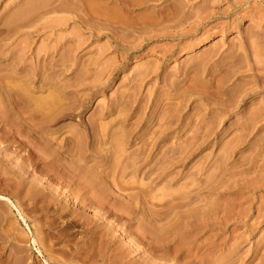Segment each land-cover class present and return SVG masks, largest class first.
I'll list each match as a JSON object with an SVG mask.
<instances>
[{
  "label": "rangeland",
  "instance_id": "obj_1",
  "mask_svg": "<svg viewBox=\"0 0 264 264\" xmlns=\"http://www.w3.org/2000/svg\"><path fill=\"white\" fill-rule=\"evenodd\" d=\"M79 1L0 0V264H264V0Z\"/></svg>",
  "mask_w": 264,
  "mask_h": 264
},
{
  "label": "bare ground",
  "instance_id": "obj_2",
  "mask_svg": "<svg viewBox=\"0 0 264 264\" xmlns=\"http://www.w3.org/2000/svg\"><path fill=\"white\" fill-rule=\"evenodd\" d=\"M64 1H65V0H64ZM73 1H74V0H73ZM73 1L71 0V2H73ZM76 1H79V0H76ZM87 1H89V0H87ZM98 1H100V0H98ZM104 1H105V0H104ZM107 1H108V0H107ZM112 1H113V0H112ZM127 1H128V0H127ZM127 1H126V2H127ZM138 1L141 2V0H138ZM145 1H146V0H145ZM145 1L143 2L144 4H145ZM147 1H148V0H147ZM147 1H146V2H147ZM68 2H69V1H68ZM68 2H67V1L64 2V5H65V3L68 4ZM82 2H83V0H82ZM84 2H85V1H84ZM91 2H92V0H91ZM100 2L102 3V1H100ZM115 2H116V1H115ZM115 2H113V4H114ZM119 2H121V0H120ZM126 2H125V4H126ZM130 2H131V1H130ZM132 2H133V1H132ZM149 2H150V1H149ZM210 2H211V1H210ZM210 2H209V4H210ZM59 3H60V2H59ZM62 3H63V2H62ZM74 3H75V2H74ZM78 3L80 4L81 2L79 1ZM95 3H96V2H95ZM134 3H136V1H135ZM134 3H133V4H134ZM141 3H142V2H141ZM184 3H187V2H184ZM214 3H215V2H214ZM48 4H51V3H48ZM48 4H47V5H48ZM70 4H71V3H70ZM84 4H85V3H84ZM97 4H99V3H97ZM106 4H108V3L105 2V5H106ZM144 4H143V5H144ZM170 4H171V3H170ZM174 4H175V3H174ZM178 4H180V3L178 2ZM178 4H177V5H178ZM209 4H207L206 6H208ZM211 4H212V3H211ZM74 5H75V4H74ZM77 5H78V4H77ZM102 5H103V3H102ZM105 5H104V6H105ZM114 5H115V4H114ZM129 5H130V4H129ZM182 5H183V4H182ZM48 6H49V5H48ZM52 6H53V5H52ZM55 6H56V5H55ZM55 6H54V7H55ZM57 6H59V5L57 4ZM67 6H68V5H67ZM69 6H70V5H69ZM72 6H73V5H72ZM78 6H79V5H78ZM89 6H90V5H89ZM89 6H88V7H89ZM91 6H99V7H100V5H94V4L91 5ZM112 6H113V5H111V7H112ZM116 6H117V5H116ZM120 6H121V5H120ZM123 6H124V5H123ZM123 6H122V8H123ZM134 6H135V5H134ZM206 6H205V8H207ZM59 7H61V5H60ZM62 7H63V6H62ZM65 7H66V6H65ZM65 7H64V8H65ZM99 7H98V8H99ZM101 7H102V6H101ZM105 7H106V6H105ZM141 7H142V6H141ZM145 7L147 8V6H145ZM168 7H169V6H168ZM170 7H171V6H170ZM178 7H179V5H178ZM181 7H182V6H181ZM181 7H179V8L181 9ZM212 7H213V6H212ZM46 8H47V7H46ZM46 8H45V10H46ZM52 8H53V7H52ZM55 8H56V7H55ZM55 8H54V9H55ZM75 8H76V7H75ZM95 8H97V7H95ZM114 8H115V7H114ZM116 8L119 10L118 7H116ZM116 8H115V9H116ZM126 8H127V7H126ZM126 8H123V9L126 10ZM174 8H176V7H174ZM174 8H173V9H174ZM72 9H73V8H72ZM79 9H81V8L79 7ZM89 9H90V8H89ZM103 9H105V8H103ZM106 9H107V11L109 10L108 8H106ZM111 9H113V8H111ZM120 9H121V7H120ZM150 9H151V8H150ZM167 9H168V8H167ZM47 10H48V9H47ZM49 10H50V9H49ZM49 10H48V11H49ZM52 10H53V9H52ZM68 10H69V9H68ZM77 10H78V9H77ZM92 10L95 11V9H93V8H92ZM92 10H91V11H92ZM96 10H97V9H96ZM127 10H128V8H127ZM158 10H159V9H158ZM160 10H161V9H160ZM168 10H169V9H168ZM174 10H175V9H174ZM176 10H177V9H176ZM100 11H101V10H100ZM107 11H106V13H107ZM165 11H166V10H165ZM165 11H164V12H165ZM177 11H178V10H177ZM179 11H180V10H179ZM181 11H182V10H181ZM104 12H105V11H104ZM109 12L111 13L110 10H109ZM121 12H123V11H121ZM127 12H128V11H127ZM170 12H171V11H170ZM210 12H212V11H210ZM80 13H81V12H80ZM88 13H89V11H88ZM91 13H93V12H91ZM91 13H90V14H91ZM97 13H98V11H97ZM97 13L95 12V13H93V14L95 15V14H97ZM106 13H105V15H106ZM113 13H114V12H113ZM113 13H111V15H113ZM115 13H117V12H115ZM155 13H156V15H158L157 12H155ZM168 13H169V12H168ZM175 13H176V12H175ZM93 14H92V17H93ZM128 14H129V13H128ZM170 14L172 15V13H170ZM170 14H167L166 16L169 17ZM178 14H179V13H178ZM178 14L176 13L177 16H178ZM105 15H104V16H105ZM109 15H110V14H107V15H106V16H108L107 19H109L110 17H113V16H109ZM115 15H116V14H114V16H115ZM151 15H152V14H151ZM164 15H165V14H164ZM176 15H174V13H173L172 16H175V17H176ZM97 16H100V15H97ZM97 16H96V17H97ZM106 16H105V17H106ZM152 16L155 17V19H156V16H155V15H152ZM181 16H182V15H181ZM101 17H102V15H101ZM105 17H102V18H105ZM116 17H118V16L116 15ZM127 17H128V16H127ZM146 17H147V16H146ZM149 17H151V16H149ZM170 17H171V16H170ZM202 17H203V16H202ZM94 18H95V17H94ZM94 18H93V19H94ZM102 18H101V19H102ZM151 18H152V17H151ZM157 18H159V16H157ZM161 18H163V17H161ZM173 18H174V17H173ZM173 18H171V22H172V19H173ZM176 18H177V17H176ZM179 18H180V15H179ZM87 19H88V18H87ZM91 19H92V18H91ZM93 19H92V20H93ZM96 19H98V18H96ZM111 19H112V20H115L114 18H111ZM116 19H117V18H116ZM135 19H136V18H135ZM149 19H150V18H149ZM152 19H153V18H152ZM152 19H150V20H152ZM164 19H165V18H164ZM92 20H91V21H92ZM130 20H132V18H131ZM137 20H138V19H137ZM140 20H141V19H140ZM153 20H154V19H153ZM165 20H166V19H165ZM168 20H169V19H168ZM89 21H90V20H89ZM96 21H100V20H96ZM101 21H103V19H102ZM105 21H106V19H105ZM108 21H109V20H108ZM124 21H125V20H124ZM127 21H129V20H127ZM127 21H126V22H127ZM135 21H136V20H135ZM135 21H132L133 24L135 23ZM147 21H149V20H147ZM157 21H159V20H157ZM157 21H156V22H157ZM177 21H178V20H177ZM180 21H182V20H180ZM92 22H93V21H92ZM103 22H104V21H103ZM109 22H110V21H109ZM111 22H112V21H111ZM140 22H141V21H140ZM151 22H154V21H151ZM151 22H150V24H151ZM161 22H162V21H161ZM178 22H179V21H178ZM130 23H131V22H130ZM145 23H146V22H145ZM172 23H173V22H172ZM103 24H104V23H103ZM124 24H125V22H124ZM136 24H137V23H136ZM152 24H154V23H152ZM156 24H157V23H156ZM159 24H160V23H159ZM164 24H165V23H164ZM109 25H110V24H109ZM141 25L143 26V24H141ZM147 25H148V24H147ZM154 25H155V24H154ZM157 25H158V24H157ZM169 25H171V24H169ZM169 25H168V26H169ZM174 25H176V24L174 23ZM129 26H130V24H129ZM132 27H133V26H131V28H132ZM133 29H134V28H133ZM8 88H10V87H8ZM6 89H7V88H6ZM6 91H7V90H6ZM12 94H13V93H12ZM6 98H7V97H6ZM8 99H9V98H8ZM14 99H15V98H14ZM10 101H11V99H10ZM14 101H15V100H14ZM19 102H20V101H19ZM62 103H63V102H62ZM18 104H19V103H18ZM21 104H22V103H21ZM11 105H12V104H11ZM12 106H13V105H12ZM16 106H18V105H16ZM62 107H63V106H62ZM13 108H14V107H13ZM15 108H16V107H15ZM18 108H19V106H18ZM20 108H21V107H20ZM67 108H68V107H67ZM60 109H61V108H60ZM17 110H18V109H17ZM21 110H22V109H21ZM67 110H69V109H67ZM176 110H177V109H176ZM57 111H59V109H58ZM61 111H62V110H61ZM15 113H16V112H15ZM15 113H14V114H15ZM58 113L60 114V111L57 112V114H58ZM61 113H62V112H61ZM176 113H178V112H176ZM176 113H175V114H176ZM16 114H17V113H16ZM54 114H55V113H54ZM54 114H53V116H54ZM170 114H171V113H170ZM173 114H174V113H173ZM255 114H256V113H255ZM11 115H12V114H11ZM17 115H18V114H17ZM50 115H51V114H50ZM63 115H64V114H63ZM168 115H169V114H167V116H168ZM176 115H177V114H176ZM164 116H165V115H164ZM257 116H258V115H257ZM10 117H11V116H10ZM43 117H44V115H43ZM59 117H60V116H59ZM165 117H166V116H165ZM169 117H170V115H169ZM171 117H172V116H171ZM176 117H179V116H176ZM255 117H256V115L254 116V118H255ZM166 118H167V117H166ZM166 118H165V119H166ZM174 118H175V117H173V119H174ZM9 119H10V118H9ZM49 119H50V118H49ZM51 119H52V118H51ZM6 120H7V119H6ZM10 120H11V119H10ZM167 120H168V119H167ZM169 121H170V120H169ZM169 121H168V122H169ZM11 122H12V121H11ZM44 122H47V123H48L49 120H48V121L46 120V121H44ZM174 122H175V120H174ZM174 122H173V123H174ZM42 123H43V122H42ZM42 123H41V124H38V125H41V126L39 127L40 129H41V127H42ZM173 123H172V124H173ZM13 124H15V123L13 122ZM13 124H11V125L13 126ZM166 124H167V123H166ZM172 124H170V126H171ZM5 125H6V124H5ZM14 126L16 127V125H14ZM34 126H35V125H34ZM172 126H173V125H172ZM26 127H27V126H26ZM29 127H30V125H29ZM36 127H37V126H36ZM45 127H46V126H45ZM42 128H44V127H42ZM168 128H169V126H168ZM170 128H171V127H170ZM4 129H5V128H4ZM13 129H14V128H13ZM32 129H33V128H32ZM93 129H94V126H93ZM164 129H165V128H164ZM164 129H162V130H164ZM166 129H167V128H166ZM5 130H6V129H5ZM5 130H4V131H5ZM21 130H22V129H21ZM45 130H46V129H44V131H45ZM91 130H92V128H91ZM8 131H10L9 128H8ZM11 131H12V130H11ZM13 131H14V130H13ZM15 131H16V130H15ZM29 131H30V130H29ZM36 131H37V130H36ZM38 131H39V130H38ZM44 131H42V133H43ZM95 131H96V130H95ZM165 131H166V130H165ZM19 132H20V131H19ZM25 132H26V131H25ZM39 132H40V131H39ZM90 132H91V131H90ZM6 133H7V132H6ZM9 133H10V132H9ZM12 133H13V132H12ZM12 133H11V134H12ZM23 133H24V132H23ZM31 133H32V132H31ZM35 133H36V132H35ZM37 133H38V132H37ZM42 133H41V134H42ZM88 133H89V132H88ZM91 133H93V131H92ZM163 133H164V131H163ZM7 134H8V133H7ZM16 134H17V132H16ZM20 134H22V133H20ZM96 134H97V133H96ZM160 134H161V132H160ZM31 135H32V134H31ZM35 135H36V134H35ZM37 135H38V134H37ZM42 135H43V134H42ZM90 135H91V134H90ZM93 135H94V133L92 134V136H93ZM7 136H8V135H7ZM7 136H6V137H7ZM9 136H11V135H9ZM9 136H8V137H9ZM13 136H14V135H13ZM29 136H30V135H29ZM33 136H34V135H33ZM97 136H98V135H97ZM14 137H15V136H14ZM24 137H28V136L26 135V136H24ZM31 137H32V136H31ZM34 137H36V136H34ZM37 137H38V136H37ZM10 138H11V137H10ZM11 139H12V138H11ZM15 139H16V138H15ZM37 139H38V138H37ZM43 139H44V137H43ZM98 139H99V137H98ZM4 140H5V139H4ZM6 140H7V139H6ZM18 140H19V139H18ZM26 140H28V139H26ZM34 140H35V139H33V142H34ZM40 140H42V139H40ZM40 140H38V141H40ZM44 140H45V139H44ZM8 141H9V140H8ZM8 141H7V142H8ZM23 141H24V140H23ZM36 141H37V140H36ZM42 141H43V140H42ZM79 141H80V140H79ZM99 141H100V140H99ZM5 142H6V141H5ZM12 142H13V141H12ZM40 142H41V141H40ZM40 142H38V143H40ZM48 142H49V141H48ZM77 142H78V141H77ZM42 143H44V142H42ZM46 143H47V142H46ZM51 143H54V142H51ZM79 143H80V142H79ZM9 144H10V143H9ZM19 144H20V143H19ZM22 144H23V143H22ZM22 144H20V145H22ZM24 144H25V143H24ZM12 145H13V144H12ZM38 145H39V144H37V146H38ZM51 145H52V144H51ZM76 145H77V144H76ZM79 145H80V144H79ZM17 146H18V145H17ZM23 146H25V145H23ZM23 146H22V148H23ZM27 146H28V144H27ZM40 146H41V145H40ZM48 146H50V145L48 144ZM80 146H81V145H80ZM19 147H20V146H19ZM28 147H29V146H28ZM31 147H33V145H31ZM35 147H36V146H35ZM42 147H43V146H42ZM44 147H45V146H44ZM77 147H79V146H77ZM7 148H8V147H7ZM25 148H26V146H25ZM25 148H24V149H25ZM40 148H41V147H40ZM40 148H39L38 150H41ZM60 148H62V147H60ZM60 148H59V149H60ZM79 148H80V147H79ZM32 149H34V148H32ZM49 149H50V147H49ZM49 149H48V150H49ZM55 149H56V148H55ZM65 149H66V148H65ZM65 149H64V150H65ZM77 149H78V148H77ZM42 150H43V148H42ZM42 150H41V151H42ZM44 150H46V149H44ZM56 150H57V149H56ZM67 150H68V148H67ZM31 151H32V150H31ZM41 151H40V152H41ZM51 151H52V150H51ZM58 151H60V150H58ZM65 151H66V150H65ZM79 151H80V149H79ZM179 151H180V150H179ZM34 152H35V150H34ZM38 152H39V151H38ZM53 152H54V151H53ZM55 152H56V151H55ZM66 152H67V151H66ZM31 153H32V152H31ZM46 153H47V152H46ZM46 153H45V154H46ZM61 153H62V152H61ZM71 153H72V151H71ZM79 153H81V152H79ZM178 153H179V152H178ZM29 154H30V153H29ZM35 154L37 155L38 153H35ZM45 154H44V155H45ZM47 154H48V153H47ZM58 154H59V153H58ZM62 154H63V153H62ZM69 154H70V153H69ZM82 154H83V153H82ZM179 154H181V153H179ZM179 154H178V156H179ZM48 155H49V154H48ZM51 155H52V154H51ZM51 155H50V156H51ZM176 155H177V154H176ZM181 155H182V154H181ZM29 156H30V155H29ZM29 156H28V157H29ZM56 156H57V155H56ZM61 156H62V155H61ZM77 156H78V155H77ZM81 156H82V155H81ZM81 156H80V157L78 156V157L81 158ZM182 156H183V155H182ZM23 157H24V156H23ZM32 157H33V156H32ZM36 157H38V156H36ZM47 157H48V156H47ZM53 157H54V156H53ZM148 157H149V156H148ZM25 158H26V155H25ZM38 158H39V157H38ZM44 158H45V157H44ZM44 158H43V156H41V158L39 159V160H40L39 162L43 163L44 168H45V166H46L47 170H48V169H49L50 171H51V170H52V171L54 170L53 172L55 173V175L57 174L56 172L59 173V171H60V172L63 171V170H59V171H58V168H59V167H56V165L59 166V164H56V165H55V163H57V160H56V159H60L61 157L56 158V159H55L56 161L54 160V162L52 161V160L54 159V158L52 159V157H51L52 160H51L49 157L46 158V159H44ZM66 158H67V156H66ZM79 158H77V159H79ZM83 158H84V157H83ZM34 159H35V158H34ZM34 159H33V161H34ZM63 159L65 160V156H64ZM178 159H179V158H178ZM47 160H49V161H47ZM30 161H31V160H30ZM62 161H63V160H62ZM67 161H68V160H67ZM177 161H178V160H177ZM59 162H61V161H59ZM25 163H26V162H25ZM34 164H35V163H34ZM60 164H61V163H60ZM29 165H31V164H29ZM36 165H39V164H36ZM41 165H42V164H41ZM54 165H55V166H54ZM108 165H109V164H108ZM62 166H63V162H62ZM67 166H68V165L66 164V167H67ZM110 166H111V165H110ZM60 167H61V166H60ZM112 167H115V166H112ZM39 168H40V167H39ZM41 168H42V167H41ZM62 168H63V167H62ZM64 168H65V167H64ZM68 168H69V167H68ZM68 168H65V169L69 170ZM71 168H72V167H71ZM56 169H57V171H56ZM109 169H110V168H109ZM43 170H44V169H43ZM47 170H46V171H47ZM49 170H48V172H49ZM70 170L72 171V169H70ZM70 170H69V172H70ZM76 170H78V168H77ZM41 171H42V170H41ZM46 171H45V172H46ZM64 171H65V170H64ZM78 171H80V169H79ZM53 172H52V173H53ZM67 172H68V171H67ZM67 172L65 171L64 173H67ZM74 172H75V171H74ZM74 172H73V174H74ZM76 173H77V172H76ZM52 175H53V174H52ZM59 175H60V174H59ZM71 175H72V173H71ZM74 175H75V174H74ZM74 175H73L72 177H74V179H75V176H74ZM53 176H54V175H53ZM56 176H57V175H56ZM49 177H50V175H49ZM54 177H55V176H54ZM62 177H63V176H62ZM66 177L68 178V176H66ZM69 177H70V176H69ZM76 177H77V176H76ZM78 177H81V176H78ZM78 177H77V179H78ZM60 178H61V177H59V179H60ZM67 178H64V179H67ZM98 178H99V177H98ZM11 179H13V178H11ZM61 179H63V178H61ZM69 179H70V178H69ZM69 179H68V180H69ZM72 179H73V178H72ZM77 179H76V180H77ZM79 179H81V178H79ZM5 180H6V179H5ZM70 180H71V179H70ZM8 181L10 182L11 180H8ZM13 181H14V180H13ZM78 181H79V180H78ZM83 181H84V180H83ZM3 182H5V181H3ZM75 182H76V181H75ZM81 182H82V180H81ZM85 191H86V190H85ZM92 192H93V191H92ZM96 192H97V191H96ZM86 193H87V192H86ZM88 193H89V195H90L91 192H88ZM93 194H94V193H92V195H93ZM85 195H86V194H85ZM98 195H99V193H98ZM86 196H87V195H86ZM90 196H91V195H90ZM94 197H95V196H94ZM94 197L91 196L90 198H94ZM88 198H89V197H88ZM96 199H97V198H96ZM138 230H139V229H138ZM170 230H171V229H170ZM177 233H178V231H177ZM182 234H183V233H182ZM178 235H179V234H178ZM164 236H165V235H164ZM181 236H183V235H181ZM161 237H162V235H161ZM161 237H160V238H161ZM170 237H171V236H170ZM170 237H169V238H170ZM146 238H147V237H146ZM183 238H184V237H183ZM165 239H166V238H165ZM178 239H179V238H178ZM178 239H177V240H178ZM148 240H149V239H148ZM155 240H156V239H155ZM152 241H154V240H152ZM156 241H157V240H156ZM158 241H160V240H158ZM164 241H165V240H164ZM167 241H168V239H167ZM175 241H176V240H175ZM178 241H179V240H178ZM181 241H183V240H181ZM171 242H172V241H171ZM176 242H177V241H176ZM179 242H180V241H179ZM152 243H153V242H152ZM155 243H156V242H155ZM183 243H186V242H183ZM157 244H159V243H156V245H157ZM172 244H173V243H172ZM176 244H177V243H176ZM165 246H166V245H165ZM177 246H178V245H177ZM153 247H154V246H153ZM156 247H157V246H156ZM175 247H176V245H175ZM169 248H170V247H169ZM172 248H174V247H172ZM172 248H171V249H172ZM168 250H169V249H168ZM172 250L174 251V249H172ZM178 250H179V248H178ZM159 251H160V249H159ZM163 253H164V252H163ZM136 262H137V261H136ZM138 264H139V263H138Z\"/></svg>",
  "mask_w": 264,
  "mask_h": 264
}]
</instances>
